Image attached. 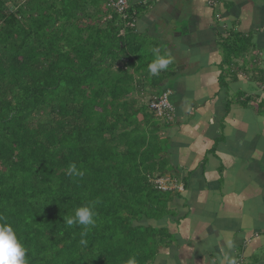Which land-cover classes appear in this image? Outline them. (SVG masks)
<instances>
[{
	"label": "trees",
	"instance_id": "1",
	"mask_svg": "<svg viewBox=\"0 0 264 264\" xmlns=\"http://www.w3.org/2000/svg\"><path fill=\"white\" fill-rule=\"evenodd\" d=\"M107 3L0 0V215L19 230L30 264H126L133 255L154 264L173 244L164 223L176 220L182 190L155 181L186 178L167 158L173 121L150 107L169 90V68L148 71L153 51L132 13L117 16ZM73 163L83 176L67 174ZM91 201L96 225L84 246V226L64 217Z\"/></svg>",
	"mask_w": 264,
	"mask_h": 264
},
{
	"label": "crops",
	"instance_id": "2",
	"mask_svg": "<svg viewBox=\"0 0 264 264\" xmlns=\"http://www.w3.org/2000/svg\"><path fill=\"white\" fill-rule=\"evenodd\" d=\"M127 11L146 49L172 58L163 135L186 178L164 223L173 244L154 264H264V0H128Z\"/></svg>",
	"mask_w": 264,
	"mask_h": 264
},
{
	"label": "clouds",
	"instance_id": "3",
	"mask_svg": "<svg viewBox=\"0 0 264 264\" xmlns=\"http://www.w3.org/2000/svg\"><path fill=\"white\" fill-rule=\"evenodd\" d=\"M154 59L148 65V71L153 75H158L161 71L166 70L172 63L171 56L161 54L158 49H153ZM67 174L69 176H83L84 173L75 163L69 165ZM98 201H91L88 204L76 208L74 215L64 217V223L68 227L73 225L84 226L81 232V245L87 246L88 231L96 225V204ZM18 229L8 220L6 216L0 215V264H30L27 258L28 249L23 244V238L18 236ZM126 264H138L136 257L130 256Z\"/></svg>",
	"mask_w": 264,
	"mask_h": 264
},
{
	"label": "built area",
	"instance_id": "4",
	"mask_svg": "<svg viewBox=\"0 0 264 264\" xmlns=\"http://www.w3.org/2000/svg\"><path fill=\"white\" fill-rule=\"evenodd\" d=\"M127 1L128 0H115L111 2L116 12L124 16L125 10L127 9ZM171 92L169 90H165L161 96L157 99L156 102L151 103L150 107L153 109L154 115L158 118H162L166 123L172 122L174 120L175 112L172 104L169 101V96ZM169 178L157 179L155 182L159 188L165 190L169 188H176L177 190H181L180 185H174L173 182L167 184ZM174 181V180H173Z\"/></svg>",
	"mask_w": 264,
	"mask_h": 264
},
{
	"label": "rangeland",
	"instance_id": "5",
	"mask_svg": "<svg viewBox=\"0 0 264 264\" xmlns=\"http://www.w3.org/2000/svg\"><path fill=\"white\" fill-rule=\"evenodd\" d=\"M91 14H95V13H93L92 11H91ZM154 57V56H153ZM167 85V84H166ZM164 141L167 143V140H166V138H164ZM167 152H169V150L167 151ZM167 158H168V161H169V163H170V156H169V153L167 154ZM171 209H173V207L171 206Z\"/></svg>",
	"mask_w": 264,
	"mask_h": 264
}]
</instances>
